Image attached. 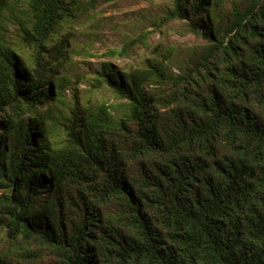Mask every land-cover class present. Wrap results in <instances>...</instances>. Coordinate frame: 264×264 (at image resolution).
<instances>
[{"label":"trees","instance_id":"16d2710c","mask_svg":"<svg viewBox=\"0 0 264 264\" xmlns=\"http://www.w3.org/2000/svg\"><path fill=\"white\" fill-rule=\"evenodd\" d=\"M69 1L0 0V264H264V0H173L200 51L105 63L117 106L58 69Z\"/></svg>","mask_w":264,"mask_h":264},{"label":"rangeland","instance_id":"374dc122","mask_svg":"<svg viewBox=\"0 0 264 264\" xmlns=\"http://www.w3.org/2000/svg\"><path fill=\"white\" fill-rule=\"evenodd\" d=\"M234 1L241 0H230L231 3ZM69 2L70 17L58 30L51 48H55L59 40L70 36L67 43L69 60L60 63L61 68L58 69L61 75L68 76L78 84L82 102L118 105L111 89L93 87L105 63H113L126 71L143 68L148 60L161 61L173 52L169 62L173 63V72L178 75L179 66L199 52L203 45L197 36L188 31L186 23L167 22L173 0ZM21 14L18 15L22 20L23 10ZM12 22L8 38L12 43H17L22 35L20 21L13 19ZM130 41H136L138 45L131 48L127 57L111 56V52L121 51ZM68 94L72 97L70 91Z\"/></svg>","mask_w":264,"mask_h":264}]
</instances>
